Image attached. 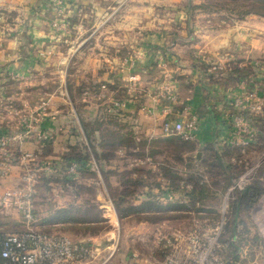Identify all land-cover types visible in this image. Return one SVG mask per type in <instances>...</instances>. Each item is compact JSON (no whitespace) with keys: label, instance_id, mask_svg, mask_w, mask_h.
<instances>
[{"label":"rangeland","instance_id":"1","mask_svg":"<svg viewBox=\"0 0 264 264\" xmlns=\"http://www.w3.org/2000/svg\"><path fill=\"white\" fill-rule=\"evenodd\" d=\"M252 6L258 7L251 11L248 8ZM56 13L57 19L51 23L55 32L49 39V48L38 52L36 40L26 35L29 20L17 24L12 15L0 11V138L19 133L29 137L35 123L37 127L48 122L41 120V116L50 110L70 113L72 107L67 98L72 100L73 109L78 110L76 99L82 91L87 89L89 93L94 89L78 85L82 75L78 67L84 64L88 71L96 48L108 54V47H113L120 57L124 48L136 52L146 40L157 44L153 33L158 30L164 33L167 27L169 32L182 31L184 37L176 40L171 32L163 37V46L169 48L178 43L185 63L193 64L198 76L211 89L209 105L217 111L213 116L214 134L203 148L187 140L183 146L188 149L181 162L175 157L168 158L169 152L157 154L160 151L153 150L152 154L138 146L139 151L146 150L151 155L145 164L139 162L140 158L129 156L128 147L112 146L119 142L109 132L113 129L126 132L124 127L129 124L109 117L106 124L112 129L102 126L105 132L110 131L101 132L106 144L113 143L110 147L115 148L114 155L105 159L109 162L102 164L103 170L90 166L96 173L86 172L83 178L71 183H64L63 176L74 177L72 173L76 169L70 171L65 164L64 173H56L64 163L61 159L53 160V156H61V151H53L46 144L36 155L30 148L28 151L20 148L19 140L14 137L6 145H0V195L12 189L24 190L27 185L21 181L23 174L33 171L36 165H46L48 169L35 171V221L31 227L65 235L73 242H93L98 253L87 264H264V1L86 0L75 15L69 8L60 7ZM94 14L99 15L96 22H92ZM81 16L86 21H79ZM175 16L182 17L181 26L175 23ZM91 32L96 33V39L90 41L93 54L72 55L78 39ZM207 32H214V37L226 33L230 41L212 50L210 44L201 42L208 36ZM8 36L15 38L11 41L16 43L17 54L7 53ZM187 48H192V52ZM23 58L27 62L25 71L20 64ZM130 80L136 81L134 76ZM160 89L165 94L163 98L169 100L174 96L171 85ZM105 94L103 90L98 93L100 98H112ZM240 96L247 98L245 107L225 109L224 101ZM235 112L241 115L238 135H233ZM38 114L40 117L36 118ZM111 114L108 107L107 115ZM224 129L226 136L222 133ZM122 137L124 143L132 144L129 137L127 141ZM169 137L175 140L174 144L161 142L160 149L177 146V138L183 142L179 135ZM134 138L141 145L144 136L137 134ZM244 140L249 143L243 144ZM189 143L194 144V151H188ZM89 154L91 160L96 159L93 152ZM158 163L172 165L180 174L174 180L179 187L177 191L172 189L170 181L161 183L169 190L159 199L166 208L158 212H118L113 199L119 193L124 170L150 169V188L158 192L152 183L161 173ZM247 186L255 191L254 198L241 197ZM146 188L139 186L136 190L144 192ZM192 191L193 198L184 195ZM140 195L133 200L135 204L146 199ZM69 205L79 206L76 216L85 210V218L97 221H47L57 209ZM24 229L26 224L18 210L9 204L0 205V233H18Z\"/></svg>","mask_w":264,"mask_h":264},{"label":"crops","instance_id":"2","mask_svg":"<svg viewBox=\"0 0 264 264\" xmlns=\"http://www.w3.org/2000/svg\"><path fill=\"white\" fill-rule=\"evenodd\" d=\"M85 1L86 0H0V11L12 15L13 22L17 24L29 20L30 24L26 35L36 40V43H38L36 49L38 52L39 50L41 52L45 48H49V39L54 35L55 30L51 23L57 19V8L60 7L65 10L69 8L72 14L75 15V12H79V8L85 4ZM94 9H97L96 6H94ZM78 18H80L79 21L81 20V22L87 19L85 16ZM98 18L99 15L94 14L92 16V22H96ZM174 18L176 19L175 23L181 26L182 17L175 16ZM16 26L19 27V25ZM167 28L164 29V33L160 30L153 33L155 38H157V44H155L154 40L149 39L144 42L143 46L141 45L142 48H137L136 52H133L129 48H124V58L123 56L119 57V55L114 52L115 48L113 47H108V54L107 51H102L101 48L95 49L97 53L93 50L98 56L95 55L93 64L90 65L88 71H86L84 64L78 67L82 73V75L79 76L78 85L83 88L88 86H93L94 88L89 93L86 92L87 89L83 91L81 89L82 94L76 99V102L79 104V109H73L72 100L67 98L68 103L71 104L72 107L70 113L64 114L57 110H50L46 116L45 114L41 116V120H47L48 122L46 124H39L37 127L35 123L29 130V133H32L29 137H26L23 133H19V135L16 136L13 135L16 140H19L17 145H19L20 148L22 146L24 151H28L30 148L38 155L40 150L44 148V145L47 144L49 146L48 148H53V151H61V156H53V160L62 159V154L69 152L74 147L80 149L82 145H88L89 141L100 150V136L102 132L97 128V124L102 120L106 122L105 120L110 117L111 119H118L120 122L124 121L129 124L124 128L127 129L126 131H130L129 136L132 140H135V146H130L131 149L128 148L126 150L127 154L128 150H139L138 146H141L143 149L147 148L149 153L150 151L153 153V150H161L159 148L161 142L158 141L161 136L170 138V134H163L162 124L165 120L178 121L184 119L190 113H195L199 117V125L195 132V138L191 140V142L197 144V148H203L207 141L211 139V135L214 134L213 127H215L213 116L217 111L215 112V110H213V105H209L211 89L207 86L206 82L202 81L203 79L198 76L193 64L185 63L184 57L181 54L183 50L178 48V43H174V45L169 48L163 46L162 40H165L163 37L168 36L169 33H173L172 35L176 36V40L184 37L181 36L183 35L182 31L180 32V30L173 29L171 33L169 32L170 29ZM18 30L19 28H17L15 32ZM206 34L208 36L201 42L210 44L212 50L230 41V35L226 33H222L215 37L213 36L214 32H207ZM240 34L243 33L241 32ZM79 35L81 36L82 34ZM9 37L10 36L7 38V53L17 54L16 43L11 41L15 40V38L9 39ZM242 38H245V36ZM92 39H96L95 32L88 33L87 35H83L82 38H79L77 48L72 51V55L77 53V55L80 56L82 53L85 54L86 52L93 54L91 53L92 46L90 45L92 44L90 43ZM146 42L149 44L147 47ZM94 45H96V43H94ZM187 49L192 52V48ZM193 49L196 50V48ZM110 50L112 51L110 52ZM131 53L134 57L129 58L128 54ZM24 59L25 58H23L20 64L25 71L27 62L26 60L24 61ZM166 59L168 61H165ZM170 59H174V62L169 63ZM32 60H30L29 65H32ZM86 72L90 73L85 74ZM132 76L135 77L136 81L130 80ZM129 82L134 84H128ZM164 84L172 86L174 96L169 100L168 98H163L165 94L160 89L165 87ZM101 85L106 86V90H103L106 93L105 96L110 95L109 97L112 98L99 97L98 92L100 91ZM131 85L134 87L136 86V89L133 90L130 87ZM224 102L227 103L226 109L230 106V100ZM116 103L120 104L116 106ZM108 107L111 108L113 114L107 115ZM39 117L40 114H38L36 118ZM222 131L220 132L226 136L227 131L225 129ZM137 134L144 136L141 145L137 142L138 140L134 138ZM40 135H46L48 138L42 140L40 139ZM156 146L158 147L156 148ZM141 152H143V157L139 162L145 164L149 163L148 159L151 155L146 152V150ZM29 157L32 156L30 155ZM73 163L74 162H69V167ZM89 165L99 167L94 158L91 160V163L89 162ZM158 165L160 166V163H158ZM141 196L144 197L143 194L139 197Z\"/></svg>","mask_w":264,"mask_h":264},{"label":"built area","instance_id":"3","mask_svg":"<svg viewBox=\"0 0 264 264\" xmlns=\"http://www.w3.org/2000/svg\"><path fill=\"white\" fill-rule=\"evenodd\" d=\"M105 88V85H101L100 91ZM246 100L247 98L242 96L233 98L229 105L233 109H242L245 107ZM252 108L255 109L254 106ZM234 116L236 129L233 135H238L241 131L238 126L241 115L235 112ZM198 125L199 117L195 113H190L182 120H165L162 130L167 135L176 134L184 140H193ZM40 137L43 140L48 138L46 135H40ZM13 139V136H2L0 145L4 146ZM247 143H249L248 140L243 141V144ZM46 168V165H36L33 171L23 174L21 181L27 185L24 190L12 189L0 195V205L14 206L26 224V229L22 232L0 233V264H87L98 250L93 242H73L65 235L51 234L31 227L35 221L33 213L35 171L39 172ZM74 169H76L75 163L69 167L70 171Z\"/></svg>","mask_w":264,"mask_h":264},{"label":"trees","instance_id":"4","mask_svg":"<svg viewBox=\"0 0 264 264\" xmlns=\"http://www.w3.org/2000/svg\"><path fill=\"white\" fill-rule=\"evenodd\" d=\"M264 1V0H263ZM253 5V4H251ZM256 7L258 6H252L251 8H248L249 10H254L256 9ZM246 11V10H245ZM248 11V10H247ZM250 12V11H248ZM247 12V13H248ZM229 74V73H228ZM105 117V116H104ZM107 121V120H105ZM105 124V125H103ZM107 126V128L112 129V127L108 126L106 124V122L99 121L97 124V128H100V131L105 132V128H103L102 126ZM110 130H107L105 133L107 134V132H109ZM103 134V133H102ZM101 134V135H102ZM109 134L112 136L114 135L113 139H116L115 141H118L119 143L112 145L113 143H109L106 144V141L104 139V134L103 137L100 136L101 138V149L98 150L90 141L88 145H82V148L77 149L76 147H74L72 150H70L67 153L62 154V161L64 164H62L59 168V171L56 173H64L65 171V164H68L69 162H74L76 164V171L73 174L74 177L72 178H67L65 176H63V182L64 183H68V182H75L76 179L78 178H83L84 175L86 174V172L88 173H96V170H92L90 168L89 162L91 163V155L89 154L90 152L94 153L95 156V161L96 163L99 165V167H102V164L104 162H109V160H105L106 158L113 156L115 152H113V150L115 148H111L110 146H116V147H128L130 148V146L134 145L135 146V140H132V138L129 136L130 131H126V132H118L115 131L114 129L111 130V132H109ZM125 137L124 141L129 140L128 137L132 140V144L130 143H124L122 141L123 137ZM179 144L173 148L169 147V148H164L161 149L160 152H156L157 154H162L164 152H169L171 154H168L167 157L168 158H178L177 160L181 162V160H183L185 158L184 153H186V150L188 148H185L183 146V144H187V140L181 139L183 140V142H180V140L177 138ZM92 141V140H91ZM185 141V142H184ZM159 142H169L168 144L173 145L175 140L172 138H163L160 139ZM190 144V143H189ZM191 147H189L188 151H194L195 150V146L194 144H190ZM90 149H89V148ZM127 148V149H128ZM106 149V150H105ZM117 149V148H116ZM155 152L153 151L152 154H154ZM165 153V154H166ZM128 155H130L131 157H135V158H142L143 157V152L137 150V151H130L128 150ZM175 160V159H174ZM103 161V162H101ZM176 161V160H175ZM103 168V167H102ZM101 168V170H103ZM159 169L161 170V173L158 175L159 178H157V180H155V183L158 192H154L151 188H150V175H152L151 170L150 169H144V168H139V167H134L131 169H125L124 173H125V177L124 179H121L120 182V190L119 193L117 194L116 198L113 199V203L116 206L115 208L118 210V212H122V213H129V212H144V211H160L165 209L166 207L163 206V204H161L162 202H159V199L161 196H166L168 194V189L163 188V186L161 185V183L164 182H171V186H173V190L177 191L179 190V187L177 185V183L175 184L174 180H175V175L177 176V178H180V174L178 172H176L177 170L172 169V165H166V164H162L160 165ZM140 174V176H138ZM132 175V176H131ZM147 187L144 192H137L136 187ZM192 192H186L184 195L187 197H191L193 198ZM137 194H143L144 197L146 199L140 201L138 204L134 203V199L136 197ZM255 196V191L247 186L245 187V189L242 190L241 192V197L243 198H248V197H252L254 198ZM132 199V200H131ZM131 200V201H130ZM130 201V202H129ZM124 204H127L126 206L120 207ZM170 206V205H168ZM80 211L79 206H71L69 205L67 208H59L56 210L55 214H53L50 218L47 219L48 222H59V221H63V222H75V223H93V221H97V220H88L87 218H85L84 216H86V211H81V216H76V213ZM34 213V210H33ZM96 219V218H95Z\"/></svg>","mask_w":264,"mask_h":264},{"label":"water","instance_id":"5","mask_svg":"<svg viewBox=\"0 0 264 264\" xmlns=\"http://www.w3.org/2000/svg\"><path fill=\"white\" fill-rule=\"evenodd\" d=\"M199 154L197 153V156H198Z\"/></svg>","mask_w":264,"mask_h":264}]
</instances>
